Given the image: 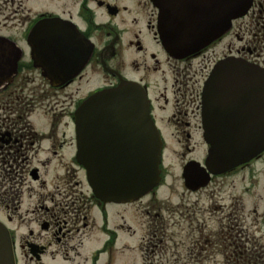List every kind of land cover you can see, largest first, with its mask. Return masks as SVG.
Here are the masks:
<instances>
[{
    "label": "flooded vegetation",
    "instance_id": "1",
    "mask_svg": "<svg viewBox=\"0 0 264 264\" xmlns=\"http://www.w3.org/2000/svg\"><path fill=\"white\" fill-rule=\"evenodd\" d=\"M246 1L245 14L218 38L209 25L217 0H0V76L9 73L10 45L20 52L17 75L0 85V222L11 234L16 264H100L114 249L128 250V244L118 247L119 236L133 237V226L119 209L133 216L138 205L143 207L138 214L142 264H151L148 259H156L164 248L197 253L190 256L192 263L172 264H201L208 251H221L225 264H264V152L249 163L212 173L204 186L183 180L190 163L205 164L206 149L202 154L194 141L202 136L203 86L215 65L233 60L264 70V0ZM163 15L168 25L164 37L179 47L182 41L185 50L193 33L199 42L210 38L209 45L171 57L158 28ZM50 20L78 31L87 44L83 54L91 47L81 73L73 80L52 81L58 85L42 77L57 74L50 53L56 46L49 38L58 32L40 33L33 48L30 38L35 27ZM60 36L68 39L67 33ZM121 80L146 89L155 124L165 125L180 149L167 153L163 139V154L181 160L179 180L168 181L162 166L159 186L129 205L94 198L85 179H76L80 168L73 133L58 132L65 119L64 126L71 127L72 113L83 100H74L73 93L81 86L96 92ZM37 115L48 119L46 131L33 123ZM249 119L250 111L236 102L212 107L211 122L222 138L231 132L229 124L234 129ZM256 166L262 171L255 172ZM58 167L63 174L50 176ZM191 196L197 201L191 202ZM203 196L208 213L198 204ZM110 216L117 223L112 225Z\"/></svg>",
    "mask_w": 264,
    "mask_h": 264
},
{
    "label": "water",
    "instance_id": "2",
    "mask_svg": "<svg viewBox=\"0 0 264 264\" xmlns=\"http://www.w3.org/2000/svg\"><path fill=\"white\" fill-rule=\"evenodd\" d=\"M247 7L246 0H217L214 6L216 12L214 9L209 24L212 32H217V37L223 35L231 21L243 16ZM52 27L57 28L55 24ZM159 28L162 43L173 57H180L187 51L189 54L211 41L203 36L204 39L199 42L197 34L193 33L186 39L184 50L182 41L179 47V43L164 37L168 30L165 15L160 20ZM55 41L58 49L54 51L51 68L58 69L60 74H43L52 84V80L74 78L89 55V52L86 56L76 53L82 45L85 46L76 31L73 35L70 33L68 43L67 40L64 43L60 39ZM10 52L11 56L14 55L12 50ZM17 61L10 57L9 75L2 81H11L16 74ZM34 65L38 67L36 60ZM213 74L204 87L207 116L203 130L204 141L209 145L207 170L219 173L253 159L264 150V73L255 67L227 60L217 65ZM216 78L223 79L229 94L242 93L241 106L254 113L253 117L258 120L256 126L250 125V129H244L236 139H220L212 131L209 110L217 87ZM229 101L238 102L237 96L230 97ZM149 111L146 91L136 84L121 82L114 89L90 96L75 112L76 161L85 169L87 181L96 198L106 203H131L148 194L160 181L162 142ZM241 127L237 126L239 129ZM190 170L189 167L184 174L187 184L204 186L209 182L205 171L201 170L195 176ZM0 264H15L10 234L1 223Z\"/></svg>",
    "mask_w": 264,
    "mask_h": 264
},
{
    "label": "rangeland",
    "instance_id": "3",
    "mask_svg": "<svg viewBox=\"0 0 264 264\" xmlns=\"http://www.w3.org/2000/svg\"><path fill=\"white\" fill-rule=\"evenodd\" d=\"M36 80H40L39 77L35 76L34 77ZM93 81H95V78L93 77ZM92 81V87L93 88H97L98 86H95L96 81L93 83ZM95 87H94V86ZM90 89V87L88 88ZM88 89L83 88L82 90V86L80 87L78 92H74V100H78L81 98H84L88 92ZM60 102V100H59ZM66 120V119H65ZM33 123L35 124V126L37 127V129L40 131H46L48 129V124L49 121L46 117H44L43 115H37L33 118ZM160 125V126H159ZM157 124V127L159 129H163L165 128V125L163 124ZM60 127V126H59ZM161 127V128H160ZM64 130V127H62ZM164 135H165V142H166V147L167 149V153H169V151L177 150L178 152L180 151L179 147L175 145V143L173 142V138H171L169 136V129L168 131L164 130ZM166 133V134H165ZM198 140V138H197ZM200 140V138H199ZM198 140V141H199ZM200 143V141H199ZM201 149L203 150L204 147L201 146ZM198 151L195 152V156H197ZM181 164V160L179 158V156L177 154H167L165 155V163H164V168H166V170L168 171V181L170 180H179V166ZM257 171H262V167L260 166H256V170ZM62 168H57V171H54L53 169L50 171L49 175H62ZM262 175H264V173L261 174L260 179L264 180V177H262ZM77 176L76 179L77 180H83V175L79 174V172L77 171ZM260 180V181H261ZM264 196V193L262 194ZM197 198H195V196H191L189 199L191 202L193 201H197ZM178 201L176 200L174 203H177ZM185 204L187 206H191L192 203H188L187 201H185ZM199 206H203V208H205V211L208 213L209 210L208 208V200L205 199V197L203 196L199 201H198ZM143 207H141L140 205L137 206V213L135 212V210L133 209V216H132V212L131 210H126V212H124L125 210L123 209H119L120 211V215H122L125 219V221L127 222L128 225L133 226V237L132 236H128V235H120L119 236V241H118V247L119 246H123L124 244H128L127 249L124 252L121 251V249H114L109 253L106 254V256H104V258H102V260L100 261V264H108L109 260L110 263L109 264H142V257H141V253H140V239L143 236L142 235V228L140 225V221H139V213L141 212ZM190 208V207H189ZM185 208H183L182 212H184ZM112 213V212H111ZM186 214V213H185ZM117 219L112 218L110 216V223L112 225H114ZM143 221H145V218H143ZM264 229V228H263ZM263 242H264V237H263ZM163 253H158V255L156 256V259L154 257L151 259H148L149 262H151V264H172L175 260H178V262H183V261H187L189 263H192L190 260L192 258H190V256L192 257H196L197 253H193L190 254L188 252L185 251H174V248H167V249H163ZM213 254H211V252H206V254L201 255L204 259L203 262L201 264H225V260L223 257V254H221V251L218 252H212ZM206 256V257H204ZM209 256H211V258H208ZM159 257V258H158Z\"/></svg>",
    "mask_w": 264,
    "mask_h": 264
}]
</instances>
